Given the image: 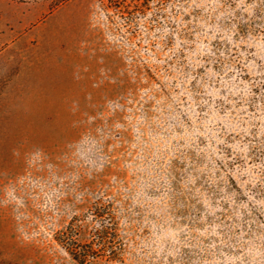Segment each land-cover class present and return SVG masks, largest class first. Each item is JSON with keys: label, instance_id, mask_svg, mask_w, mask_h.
<instances>
[{"label": "rangeland", "instance_id": "rangeland-1", "mask_svg": "<svg viewBox=\"0 0 264 264\" xmlns=\"http://www.w3.org/2000/svg\"><path fill=\"white\" fill-rule=\"evenodd\" d=\"M110 195L91 264H264V0H0V264Z\"/></svg>", "mask_w": 264, "mask_h": 264}, {"label": "trees", "instance_id": "trees-1", "mask_svg": "<svg viewBox=\"0 0 264 264\" xmlns=\"http://www.w3.org/2000/svg\"><path fill=\"white\" fill-rule=\"evenodd\" d=\"M123 202L115 196H105L91 204L85 214L90 221L80 223L77 215L54 233L55 241L79 264H91L98 258L119 261L125 250V241L119 232L120 221L126 217ZM86 236L80 239L82 233Z\"/></svg>", "mask_w": 264, "mask_h": 264}]
</instances>
